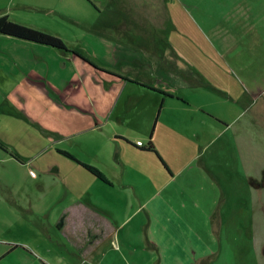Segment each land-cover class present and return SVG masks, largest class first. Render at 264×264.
Segmentation results:
<instances>
[{
	"label": "rangeland",
	"instance_id": "obj_1",
	"mask_svg": "<svg viewBox=\"0 0 264 264\" xmlns=\"http://www.w3.org/2000/svg\"><path fill=\"white\" fill-rule=\"evenodd\" d=\"M4 15L80 50L100 34L132 75L191 85V106L126 91L107 116L117 134L81 141L0 114V264H264V0H0ZM155 109L172 173L116 140L147 143Z\"/></svg>",
	"mask_w": 264,
	"mask_h": 264
},
{
	"label": "crops",
	"instance_id": "obj_2",
	"mask_svg": "<svg viewBox=\"0 0 264 264\" xmlns=\"http://www.w3.org/2000/svg\"><path fill=\"white\" fill-rule=\"evenodd\" d=\"M19 6L25 7V5ZM90 33L91 35H87L83 41V49L67 47L79 51L101 70L93 68L73 53H65L47 46L0 35V106L2 107L0 114L6 122L10 124V119H13L7 116V111L11 110L21 117L28 118L37 129L55 130L64 139L81 141L87 135L111 138L113 134H117L114 129L117 123L123 120L122 117L108 121L107 116L111 112L114 99L119 96L120 101L126 91L132 92L127 96H134L140 92L149 93L156 96L158 100L160 99L162 103L166 100H174L183 107L191 106L186 96L178 93L179 90L191 85L178 84L175 81L171 85L170 78L167 81L164 79L162 85H158L155 80L150 81L138 75H132L125 67L137 63L129 61L130 54L126 51H119L114 45L115 42L112 43L104 36ZM113 67L116 68L113 69ZM82 73L86 78L81 87ZM168 75L176 78L173 72H168ZM199 84L200 82L193 81L194 86ZM240 96L237 97V101ZM134 98L132 97L131 101L127 99L128 107L137 106ZM114 110H117L116 106ZM160 111L156 115L155 109L150 114L155 121L150 136L145 135L147 143L141 139L137 141L142 142L143 146L153 144L155 149H158H156L157 152H162L159 147L161 142L173 139L171 131L166 128L167 125L163 124L161 127L162 111ZM216 122L217 125L228 130L234 120L228 123L221 118ZM0 125L1 129H10L9 126L6 127V123H0ZM116 140H122L128 145L132 144L141 152L153 153L134 144L128 135H120ZM61 151L71 155L73 153L65 146ZM59 155L70 159L60 151ZM167 166V170L172 173L168 164ZM93 177L96 180L97 177ZM107 179L109 180L108 177ZM62 219L65 220L66 217Z\"/></svg>",
	"mask_w": 264,
	"mask_h": 264
},
{
	"label": "trees",
	"instance_id": "obj_3",
	"mask_svg": "<svg viewBox=\"0 0 264 264\" xmlns=\"http://www.w3.org/2000/svg\"><path fill=\"white\" fill-rule=\"evenodd\" d=\"M0 35L35 43V44L42 45V46H47V47H50V48H53V49H56L58 51L65 52V53H74L90 61L89 59L84 57V55H82L79 51L69 49L67 45L65 44V42L60 37L40 31L38 29L29 27V26L16 23L10 20L8 15L0 16ZM0 148L7 151V148L2 143H0ZM141 149L155 153L160 159V161L162 162V164L165 166V168L168 169L167 164L158 154L153 144L150 143L147 146H142ZM60 153H62L66 157L79 163L86 171H88L91 175L100 179L102 182L110 184V181L107 179L105 174L98 168L92 165L80 162L68 152L60 151ZM63 221H64L63 219L60 220L59 226L63 224ZM17 247L18 246H15L13 247V249Z\"/></svg>",
	"mask_w": 264,
	"mask_h": 264
},
{
	"label": "water",
	"instance_id": "obj_4",
	"mask_svg": "<svg viewBox=\"0 0 264 264\" xmlns=\"http://www.w3.org/2000/svg\"><path fill=\"white\" fill-rule=\"evenodd\" d=\"M74 54V53H73ZM76 57H78V58H80V59H83V60H85L88 64H90L93 68H95V69H97V70H101L97 65H95V64H93L92 62H90V61H88V60H86L85 58H83V57H81V56H79V55H77V54H74Z\"/></svg>",
	"mask_w": 264,
	"mask_h": 264
},
{
	"label": "built area",
	"instance_id": "obj_5",
	"mask_svg": "<svg viewBox=\"0 0 264 264\" xmlns=\"http://www.w3.org/2000/svg\"><path fill=\"white\" fill-rule=\"evenodd\" d=\"M138 145L142 146V142H138Z\"/></svg>",
	"mask_w": 264,
	"mask_h": 264
}]
</instances>
